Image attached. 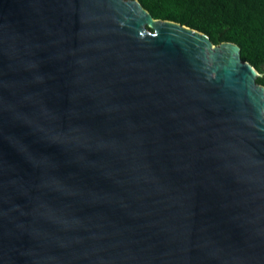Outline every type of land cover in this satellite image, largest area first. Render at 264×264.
<instances>
[{
  "label": "water",
  "instance_id": "1",
  "mask_svg": "<svg viewBox=\"0 0 264 264\" xmlns=\"http://www.w3.org/2000/svg\"><path fill=\"white\" fill-rule=\"evenodd\" d=\"M261 75L139 0H0V264H264Z\"/></svg>",
  "mask_w": 264,
  "mask_h": 264
},
{
  "label": "trees",
  "instance_id": "2",
  "mask_svg": "<svg viewBox=\"0 0 264 264\" xmlns=\"http://www.w3.org/2000/svg\"><path fill=\"white\" fill-rule=\"evenodd\" d=\"M154 16L172 20L207 34L215 44L231 41L240 45L243 60L263 75L264 0H139Z\"/></svg>",
  "mask_w": 264,
  "mask_h": 264
}]
</instances>
